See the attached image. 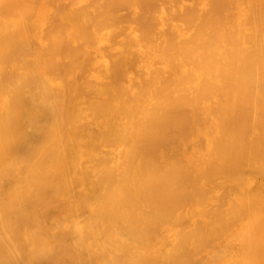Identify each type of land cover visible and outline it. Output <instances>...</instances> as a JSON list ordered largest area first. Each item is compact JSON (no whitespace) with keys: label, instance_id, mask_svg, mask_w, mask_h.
Wrapping results in <instances>:
<instances>
[{"label":"bare ground","instance_id":"6f19581e","mask_svg":"<svg viewBox=\"0 0 264 264\" xmlns=\"http://www.w3.org/2000/svg\"><path fill=\"white\" fill-rule=\"evenodd\" d=\"M0 264H264V0H0Z\"/></svg>","mask_w":264,"mask_h":264}]
</instances>
